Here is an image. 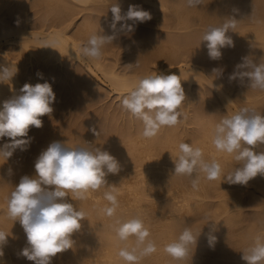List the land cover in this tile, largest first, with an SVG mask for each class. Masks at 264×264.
Masks as SVG:
<instances>
[{"label": "bare ground", "instance_id": "obj_1", "mask_svg": "<svg viewBox=\"0 0 264 264\" xmlns=\"http://www.w3.org/2000/svg\"><path fill=\"white\" fill-rule=\"evenodd\" d=\"M116 2L122 14L129 5H138L152 16L143 23L128 21L134 24L132 32L120 31L117 25L116 40L102 51L111 55L114 45L126 47V62L119 66L115 61L108 62L111 57L107 61L105 54L103 63L81 52L91 35L113 34L109 26L110 7ZM83 10L93 12L84 13L81 23L73 25ZM0 12V66L18 70L11 80L0 82V108L5 100L20 95L25 83L47 81L55 93L53 112L40 117L43 127L29 130L32 141L28 150H17L8 161L0 159V231L9 235L0 264H34L20 255L28 246L27 237L19 221L8 217V198L22 176L35 175L34 164L39 154L56 141L69 147H101L119 161L121 170L109 174V185L90 192L86 200H73L86 215L80 231L73 235V248L58 253L52 264H126L118 252L125 247L131 250L135 237L121 241L115 227L117 221L135 217L143 220L157 249L138 264H247L242 259L243 252L254 245L257 237L264 240V196L260 193L264 176L258 175L248 183L261 185V189L258 188L259 195L246 192L254 210L251 208V213L245 215L242 192L246 189H237L240 185L236 190L218 189L221 182L226 185L224 188L233 186L223 177L239 163L233 156L218 152L212 139L215 125L224 116L245 107L264 114V90L225 80L242 57L264 62V0H202L196 7H189L187 0H88L86 7L76 0H0ZM232 18L236 26L227 35L234 46L223 48L220 59H210L203 34ZM52 41L54 49L45 47L46 42ZM78 61L87 69L80 67L82 64L75 65ZM213 69L221 70V74ZM173 73L179 76L186 96L179 111H186L194 100L203 99V104L191 108L190 122L197 125L191 131L187 132L191 127L186 129L185 125V130L183 126L181 129L186 133L177 131L182 124L179 122L173 127H161L157 135L145 138L141 120L126 119L127 123L118 124V108L111 114L97 108L107 96L106 86L109 92L123 95L134 89L142 77ZM206 86L213 90L209 87L207 92ZM93 128L99 133L97 136ZM6 141L4 138L0 144ZM181 142L201 148L205 160L218 161L223 169L221 179L208 180L201 173L199 186L193 189L191 177L174 175L172 159L176 158ZM111 189H115L119 206L109 217L103 211L110 206L104 193ZM251 189L253 192L254 188ZM213 190L222 199L216 197L218 207L209 214V220L192 225L193 234L198 236L196 246H191L185 259H173L164 251L165 245L178 239L184 229V217L194 208H203L204 197H210ZM209 235L216 237L214 247H209Z\"/></svg>", "mask_w": 264, "mask_h": 264}, {"label": "clouds", "instance_id": "obj_2", "mask_svg": "<svg viewBox=\"0 0 264 264\" xmlns=\"http://www.w3.org/2000/svg\"><path fill=\"white\" fill-rule=\"evenodd\" d=\"M87 6L88 0H76ZM202 0H187L189 7H196ZM112 35L93 34L82 46V54L99 60L103 48L117 38L120 31L132 32L134 24L152 19L151 13L138 5H129L122 14L118 2L110 7ZM235 19L221 26L208 28L202 36L207 42L208 56L212 60L222 57V49L233 47L232 38L227 35L235 28ZM55 41L46 42L45 47L54 49ZM9 67L0 66V82L11 80L17 73ZM221 74V70L213 69ZM38 75H40L38 73ZM230 81H239L248 88L264 90V62H255L250 56L242 57L229 74ZM20 95L5 100L0 108V159L8 161L14 153L27 151L32 138L28 136L31 127H43L40 117L53 112L55 93L52 85L45 81L35 85L25 83ZM186 99L185 90L176 74H155L142 77L134 89L121 101L122 108L143 123L142 135L152 138L161 127H173L180 122L182 113L178 111ZM94 135L99 133L92 129ZM212 143L218 152L233 156L239 163L223 180L232 185L247 186L258 175L264 176V114L254 109L242 108L231 116H225L214 127ZM174 164V175L191 177L193 189H197L200 174L208 180H218L223 176L221 164L216 160L204 159L203 150L181 142ZM35 175H24L8 198L7 214L13 221H19L26 237L27 245L20 255L34 264H52V258L73 248L74 233L80 231L85 212L73 200L83 201L90 192L108 186L107 176L121 170L119 161L101 147H69L66 143L52 142L43 150L34 164ZM11 171V170H9ZM71 194V198L69 196ZM110 206L103 209L109 217L119 206L115 189L104 193ZM115 231L121 241L135 237V246L129 250L121 248L118 255L126 264H138L143 257L156 252L155 243L149 239L150 232L139 217L117 221ZM200 235V234H199ZM8 234L0 231V256L8 242ZM198 236L191 228H185L178 239L165 245L164 251L173 259L182 260L188 256ZM216 237L208 236L209 247H214ZM242 259L247 264H264V240L257 237L254 245L243 252Z\"/></svg>", "mask_w": 264, "mask_h": 264}, {"label": "rangeland", "instance_id": "obj_3", "mask_svg": "<svg viewBox=\"0 0 264 264\" xmlns=\"http://www.w3.org/2000/svg\"><path fill=\"white\" fill-rule=\"evenodd\" d=\"M82 11V10H81ZM80 11V12H81ZM89 11V10H88ZM80 12H79V14L77 15V18L76 19H74L73 20V22H72V24L73 25H78L77 23H81L80 21H81V19L83 20L84 18H85V16L87 15V14H90V13H92L93 11H89V13H87V11L86 10H83V12H81V14H80ZM86 15H85V14ZM0 14H1V12H0ZM81 16V17H80ZM74 21H76L75 23H74ZM71 24V25H72ZM72 25V26H73ZM72 26H70V27H72ZM68 30V32H70L71 31V29H70V31H69V28L67 29ZM181 31V30H180ZM186 31V30H185ZM184 30H183V32H185ZM84 42V41H83ZM83 42L81 43V44H83ZM117 45V46H116ZM116 45H114L113 47H111L112 49V52H111V55L108 53V52H106V53H108V54H106V53H103L102 54V57H103V59H101L100 58V60L104 63V61H105V59L106 58H108V57H111V58H108L109 59V61L108 62H110L111 60L112 61H115V64H117L118 66L123 62V63H125L126 62V55H127V53H126V47L124 48L123 46H121V45H119V44H116ZM121 47H119V46ZM115 46H116V48H115ZM117 48H118V50H117ZM122 49H123V51H122ZM121 51V52H120ZM124 52H125V54H124ZM106 55L105 56V59H104V56L103 55ZM109 55V56H108ZM114 56V57H113ZM116 57L118 58L117 59V61H119V62H117L116 61ZM122 57V58H121ZM189 57V56H188ZM188 57H186L185 56V58H187V59H191L190 57L188 58ZM125 60V61H124ZM112 61H111V63H112ZM107 62V63H108ZM106 63V62H105ZM114 63V62H113ZM80 64H82V63H80L79 61H78V63L77 62H75V65H80ZM114 64V65H115ZM177 64L175 63V64H173L172 65V67H174V66H176ZM83 67V68H85V70L87 69V67L84 65V64H82V65H80V67ZM117 67V66H116ZM97 71V70H96ZM100 73V74H99ZM97 74L100 76V77H102V79H104L103 78V75L101 76V72H99V71H97ZM228 75L225 77V80H226V78L228 79ZM98 79V78H97ZM227 81V83H229L230 82V80L228 79V80H226ZM228 85V84H227ZM235 86L237 85V84H234ZM233 85V86H234ZM234 86V87H235ZM105 87V86H104ZM107 87V86H106ZM105 87V89L106 90H108L107 92H106V95L107 96H105V99L103 98V100L102 101H100V102H102V103H99V104H97V108H101V109H103L106 113H108V114H111V113H113L114 111H116L117 110V108H118V113H117V118L115 119V122H117L118 124H122V122H124V123H127L129 120L130 121H136L137 120V118H135V117H133L129 112H127V111H125L123 108H122V104H121V101H122V99H123V97L125 96V95H127L128 93L126 92V93H123V95H118L117 94V92L116 91H111V92H109V88L107 87L106 88ZM210 86H206V90H207V88H209ZM234 87L232 88L233 90H234V94L236 93L235 91H237V90H235L234 89ZM210 89V91H212L213 89L210 87L209 88ZM208 89V90H209ZM237 89V88H236ZM208 90H207V92H208ZM109 93V94H108ZM120 96V97H119ZM122 96V97H121ZM198 100V101H197ZM201 99H196V100H194V102L193 103H191L192 104V106L191 105H189L190 107H187V110L186 111H181L180 110V112L182 113V120H181V117H180V122H182V124L181 123H179L180 125L176 128L177 129V131H179L180 133H182V132H184V130H185V127H184V125L186 126V129H188L189 127H191L189 130H186L187 132L188 131H191V129H193V128H195V127H197V125L196 124H194V123H192V122H190L191 120H192V116L190 117V115H192V112L191 111H193V109H194V105L195 104H203V99L200 101ZM109 107H108V106ZM105 106H106V108H105ZM110 108V109H109ZM189 108H190V110H189ZM191 108H193V109H191ZM120 109V110H119ZM179 111V110H178ZM188 111V112H187ZM111 112V113H110ZM117 112V111H116ZM184 112V113H183ZM121 113V114H120ZM125 113V114H124ZM187 113H189V114H187ZM191 113V114H190ZM187 114V116H185ZM260 114H262V113H260ZM228 116V115H227ZM186 117V118H185ZM225 117V116H224ZM120 118V119H119ZM189 118H190V120H189ZM118 119V120H117ZM128 121H127V120ZM133 119V120H132ZM125 120V121H124ZM127 121V122H126ZM183 121H184V123H183ZM187 122H190V123H187ZM187 124H189V125H187ZM192 124V125H191ZM183 126V127H182ZM188 126V127H187ZM180 127V128H179ZM181 127L182 128H184V130L183 129H181ZM193 127V128H192ZM179 129H181V130H179ZM183 130V131H182ZM186 131L184 132V133H186ZM260 182V181H259ZM222 183H224V182H221V184H219L218 186V189H220V190H222V191H229V190H233V189H235V187L236 186H238V185H233L232 187H227V188H224V186L226 187V185L224 184H222ZM261 184H262V188L263 189H261V185H259V186H254L253 184H250V186H238V187H236L237 189L240 187V190L241 191H243L244 189H246L245 190V193L247 192L249 195L251 194V193H254V192H259V187H260V189H261V191H260V193H263L262 195L264 196V187H263V185H264V183H262L261 182ZM253 186V187H252ZM234 187V188H233ZM257 187V188H256ZM253 190H252V189ZM252 190L253 192H251V191H249V190ZM236 190V189H235ZM249 192H248V191ZM213 191H215V190H213ZM213 191H211V193H210V195H208V196H210V197H208V198H206V197H204L205 199H203V202H205L204 203V206H203V208H204V210H203V208L201 209V208H196V211H195V208L192 210V211H190L188 214L187 213H185L184 214V216L185 217H187V218H185L184 217V229L187 227V228H190L191 227V230H192V227L194 226V223L196 224V223H198V224H201L202 223V221L203 222H206L207 221V219L209 220V218H210V216H209V214L210 213H212V212H214V211H216V209H217V207H218V205H216V204H218L219 203V199L218 198H220V197H218V196H215V195H217V194H215L216 193V191L215 192H213ZM263 191V192H262ZM257 192V194L256 195H259L260 193H258ZM213 193V194H212ZM244 193V191L242 192V196H244L243 197V199L245 198V200H246V202H244L245 200H243V207H242V211H243V213L246 215V214H250L251 213V211H252V209L254 210V205H253V203H252V201H250V202H248L249 200H248V198H246V197H248V194L246 193L245 194ZM216 197H218L217 199H216ZM212 198V199H211ZM232 198V197H231ZM208 199V200H207ZM220 199H222V198H220ZM216 200H218L217 202H216ZM208 203V204H207ZM247 203V204H246ZM212 205V206H211ZM248 205V206H247ZM253 205V206H252ZM217 206V207H216ZM247 206V207H246ZM252 208V209H251ZM199 210V211H198ZM213 210V211H212ZM247 210V211H246ZM250 211V212H249ZM205 212V213H204ZM206 216V217H205ZM207 216H208V218H207ZM191 217V218H190ZM195 220H197V222L195 221ZM200 223H199V222ZM187 223V224H186ZM190 224V225H189ZM193 225V226H192ZM190 226V227H189ZM201 227V226H200ZM204 227V226H203ZM184 229H182L181 230V233H182V231L184 230ZM194 232V231H193ZM180 233V234H181Z\"/></svg>", "mask_w": 264, "mask_h": 264}]
</instances>
